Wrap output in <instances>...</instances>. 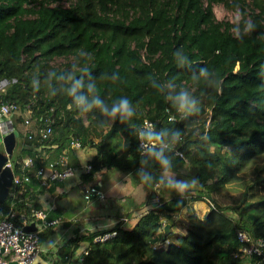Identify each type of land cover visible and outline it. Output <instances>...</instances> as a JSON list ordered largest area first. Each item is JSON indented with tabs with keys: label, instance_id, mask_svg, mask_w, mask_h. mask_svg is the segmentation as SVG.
Listing matches in <instances>:
<instances>
[{
	"label": "trees",
	"instance_id": "1",
	"mask_svg": "<svg viewBox=\"0 0 264 264\" xmlns=\"http://www.w3.org/2000/svg\"><path fill=\"white\" fill-rule=\"evenodd\" d=\"M54 1L59 0H0V79H9L0 90V107L12 106L17 128L28 117L33 123L32 137L18 128L22 140L13 167L20 182L16 194L0 203V218L12 205L18 222L20 214L34 218V210L44 207L40 195L62 183L43 185L40 168L65 151L76 164L72 141L78 139L83 148L95 149L84 182L116 170L135 173L151 190L162 181L161 171H171L189 187L173 195L162 191L159 202L130 226L77 230L58 246L53 264H260V256L242 250L238 231L264 239V161L255 164L239 195L222 201L217 194L264 153V0H254L251 13L243 7V19L256 27L242 39L236 38V23L217 18L214 0L207 5L204 0H71L70 6ZM177 51L187 63H180ZM56 57L70 60L58 66ZM203 67L215 73L213 86L193 79ZM74 80H82L77 95L87 96L88 103L98 97L110 108L126 97L135 115L110 118L99 106L81 111L68 94ZM181 89L195 97L198 112L182 113L166 98ZM145 119L185 156L170 148L144 152L139 126ZM49 125L52 132L42 138ZM38 146L34 165L23 166L22 159ZM197 200L212 205L203 215L189 211L184 230L167 233L165 224L172 225L175 215ZM112 230L115 235L94 240ZM52 233L47 228L42 240ZM83 242L87 247L79 260L81 255L74 256Z\"/></svg>",
	"mask_w": 264,
	"mask_h": 264
},
{
	"label": "built area",
	"instance_id": "2",
	"mask_svg": "<svg viewBox=\"0 0 264 264\" xmlns=\"http://www.w3.org/2000/svg\"><path fill=\"white\" fill-rule=\"evenodd\" d=\"M8 82L9 79L7 78L0 79V90L4 89ZM11 110L12 106L7 103L2 104L0 107V128L6 132L16 128L13 119L11 118ZM171 118H173V116H171ZM30 123L32 122L30 121V117H28L25 122L27 127L24 134L32 137V127H30ZM149 129L154 131V122L145 119L139 126L140 148L144 152L156 148H170L174 150L175 154L185 156L184 150L174 141L163 140V143H161L159 140L153 141L150 138L145 139L141 137L140 133ZM51 132L52 127L49 125L43 130L42 138L47 137ZM72 144L76 149L83 148L78 139H74ZM37 148L38 150H36L34 155H27L22 159L23 166L30 167L34 165L36 158L39 157L41 153V146H38ZM13 160V158H9L7 164L13 167ZM92 168L93 166L89 160L78 165L72 164L70 156L65 151L58 159L52 161L49 165L40 168V173L43 174V180L41 183L46 185L49 181H63L75 174L83 175V173L90 172ZM27 179L30 178L28 177ZM19 182L20 178L15 173L10 193L13 191L12 193H14V195L16 194V191L14 192L13 188H15V184ZM80 183L83 186V196L87 202H90L95 197L99 199L105 198V193L101 187H98L97 182H84L81 180ZM211 205L212 202L210 201V206ZM20 216L21 220L18 222V212L12 205L9 211L0 218V264H37V261L44 250L41 238L42 233L49 227L55 228L64 223L63 217L51 216L50 210L45 207L35 209L34 218L31 220L26 219L23 214H20ZM33 221H35L37 229L28 231L23 228L24 225L30 224ZM115 234L116 230L99 233L95 236L94 240L103 241ZM238 238L242 242V250L247 254L260 256V264H263L264 239L261 237L254 238L244 229H239Z\"/></svg>",
	"mask_w": 264,
	"mask_h": 264
},
{
	"label": "crops",
	"instance_id": "3",
	"mask_svg": "<svg viewBox=\"0 0 264 264\" xmlns=\"http://www.w3.org/2000/svg\"><path fill=\"white\" fill-rule=\"evenodd\" d=\"M13 115L14 113H11L12 119ZM32 124L33 123H30V127H32ZM26 127L27 126L25 123L18 126V128L22 129L24 133ZM5 133L6 131H3L0 128V149L2 150H4L3 139ZM18 143L19 142L17 141L15 153L18 149ZM94 153L95 149L93 148L76 149L74 153L76 165L90 159ZM106 173H108V171L96 173L94 179L91 182H98L101 189L108 193L117 186L118 181L114 178H111ZM128 175L129 174H126L124 178H126ZM112 177L115 176L112 175ZM81 180H83V175L75 174L68 179L61 181L62 183L57 185L53 191L49 190V187H47L48 189H46L45 192L40 195L39 200L45 208L49 209L50 211L53 209H59V213L56 216L63 217L64 223L53 228V233L46 239L42 240L44 250L39 257L37 264H53V259L56 255L58 246L62 244L68 237L75 235L77 230H104L114 226L116 223H120L124 226H130L135 222L142 211L145 210V204L148 203V200L144 201L145 198L140 199L135 203L128 200L129 195L120 197L113 193L107 196L106 199H99L95 197L90 202H87L83 196V186L80 183ZM140 188L142 189V187ZM154 196L156 195L153 194V197ZM81 198L83 200H81ZM82 201L84 202L83 206ZM143 201L145 204L140 205ZM204 213L205 211L201 215ZM168 223H170V228L173 230V227H171V222ZM86 247V242L81 243L74 258H78L81 253L86 250ZM81 256L79 257V260L82 259ZM77 264L80 263L78 262Z\"/></svg>",
	"mask_w": 264,
	"mask_h": 264
},
{
	"label": "rangeland",
	"instance_id": "4",
	"mask_svg": "<svg viewBox=\"0 0 264 264\" xmlns=\"http://www.w3.org/2000/svg\"><path fill=\"white\" fill-rule=\"evenodd\" d=\"M253 1L254 0H246L244 3H241L239 5L230 6L226 3V0H214L213 6H214L215 14L219 20L237 23V18L239 16H242L243 18L245 15V13L243 12V7L245 8L246 13H251L253 6H254ZM204 2L207 5L209 0H204ZM228 2L232 3L233 0H228ZM52 4L70 6L71 0L54 1L52 2ZM69 60H70L69 57H56L54 60V63L59 66V65H64ZM19 137L20 135L18 136V142L21 143L22 138L21 137L19 138ZM263 161H264V153L259 156H256L249 165H247L245 168L240 170L237 173L236 177L230 183H228L227 186L219 194H217L218 198L222 201H228L232 197L239 195L244 190L246 183L254 175L255 164L257 162H263ZM184 172L187 174L188 172L187 167L184 168ZM106 174L109 175L111 178L116 179L118 182H117V186L113 188L111 191H109L108 193L106 191L104 192L105 199L107 198V196L111 195L112 193L120 197L129 195L128 200L133 201L135 203L136 201L145 198L144 201L148 200L147 201L148 203L145 204V209L157 204L158 200L161 198V195H162L161 192L164 190L167 192L168 195H173V194L183 192V191H178L176 188H174L169 183L170 180L176 181V182H185V179L179 177V175L175 174L174 172L161 171L160 176H161L162 181H159L153 189L148 190L143 184L138 183L139 180L137 179V175H135V173L129 174L126 178H124L126 173L116 171V170H110ZM112 175L115 177H112ZM163 180H166V181H163ZM166 182L170 184V187H167ZM138 186L142 187V189ZM263 191H264V188L261 189V192ZM153 194H155L156 196L153 197ZM81 200L83 199L81 198ZM210 201L211 200L189 201L188 205L185 206L184 209L180 213L175 215V219H173L172 225H171V227H173V230L174 229L177 231L184 230V227L187 221L188 212L195 210V211H198V213L200 212L199 214H202L204 211H206L210 207ZM82 203H83L82 204L83 206L84 202L82 201Z\"/></svg>",
	"mask_w": 264,
	"mask_h": 264
},
{
	"label": "clouds",
	"instance_id": "5",
	"mask_svg": "<svg viewBox=\"0 0 264 264\" xmlns=\"http://www.w3.org/2000/svg\"><path fill=\"white\" fill-rule=\"evenodd\" d=\"M255 27L256 25L252 21L244 20L242 16H239L237 18V23L234 26V28L236 29V38L242 39L244 35L250 34ZM174 55L180 58V63L183 64L188 62L187 57L182 56L181 51H177L176 53H174ZM213 77H215V73L210 71L208 67L200 68L198 73L193 74L194 80L203 81L205 83H208L209 86H213L215 83L214 79H210ZM117 78L118 77H113V79ZM82 86V80H74L71 88L68 90V94L73 97L75 105L81 111L87 112L93 106H99L101 107L102 112L110 118H116L117 116H119L121 119H127L135 115L132 103L126 97L118 99L115 103L112 104L110 108L103 105L102 101H100L98 97H93L92 102L88 103L87 96L77 95L79 88H81ZM33 87L38 90V81L33 82ZM88 87L91 91L95 88V85L90 84ZM166 98L170 99L177 110L182 113L192 114L199 111L197 100L189 91L185 89H181L178 92H173ZM140 135L145 139L150 138L153 141L159 140L161 143H163V136L166 135V133L158 135L157 133L149 129L147 131L141 132ZM173 136L174 138L178 137L179 133H174ZM164 162L167 163V161ZM169 183L178 191H184L189 187L188 183L186 182H176L170 180Z\"/></svg>",
	"mask_w": 264,
	"mask_h": 264
},
{
	"label": "water",
	"instance_id": "6",
	"mask_svg": "<svg viewBox=\"0 0 264 264\" xmlns=\"http://www.w3.org/2000/svg\"><path fill=\"white\" fill-rule=\"evenodd\" d=\"M18 136L19 130L17 128L6 132L3 139L4 150L0 149V203L5 201L9 196L13 185L15 171L11 165L7 164V161L14 156ZM98 187H100L99 184ZM23 228L28 231L35 230L37 229V225L35 221H33L30 224L24 225ZM165 230L167 233L170 232V223L165 224ZM81 257H83V255Z\"/></svg>",
	"mask_w": 264,
	"mask_h": 264
}]
</instances>
